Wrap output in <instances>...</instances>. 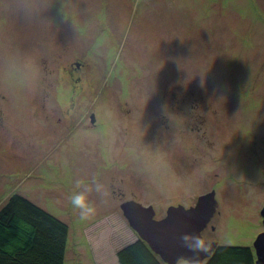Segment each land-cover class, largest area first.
I'll return each instance as SVG.
<instances>
[{"label": "rangeland", "instance_id": "374dc122", "mask_svg": "<svg viewBox=\"0 0 264 264\" xmlns=\"http://www.w3.org/2000/svg\"><path fill=\"white\" fill-rule=\"evenodd\" d=\"M213 190L205 240L254 247L264 0H0V205L18 191L65 220V264H119L125 200L161 219Z\"/></svg>", "mask_w": 264, "mask_h": 264}, {"label": "trees", "instance_id": "16d2710c", "mask_svg": "<svg viewBox=\"0 0 264 264\" xmlns=\"http://www.w3.org/2000/svg\"><path fill=\"white\" fill-rule=\"evenodd\" d=\"M69 224L18 191L0 205V264H65ZM119 264H167L140 236L117 253ZM251 246L217 245L203 264H257Z\"/></svg>", "mask_w": 264, "mask_h": 264}, {"label": "water", "instance_id": "95a60500", "mask_svg": "<svg viewBox=\"0 0 264 264\" xmlns=\"http://www.w3.org/2000/svg\"><path fill=\"white\" fill-rule=\"evenodd\" d=\"M216 191L201 195L196 204L186 207L183 204L171 205L165 217L156 218L153 205H143L136 200H127L121 208L129 224L138 232L140 238L147 241L151 248L161 256L167 264H177L186 260L190 264H203L211 256L218 242L209 243L203 236L216 213ZM264 223V207L261 210ZM184 234H197L202 238L204 251H190L181 241ZM256 263L264 264V231L254 242Z\"/></svg>", "mask_w": 264, "mask_h": 264}, {"label": "clouds", "instance_id": "9594fccd", "mask_svg": "<svg viewBox=\"0 0 264 264\" xmlns=\"http://www.w3.org/2000/svg\"><path fill=\"white\" fill-rule=\"evenodd\" d=\"M79 186L80 182H77V187ZM99 190L100 187L97 186V191ZM70 203L75 209L79 210V218L81 220H88L97 212V208L88 202L87 196L83 192L73 194L70 197ZM180 239L190 251L207 252V248L203 246L202 238L197 234H184Z\"/></svg>", "mask_w": 264, "mask_h": 264}, {"label": "flooded vegetation", "instance_id": "af4514ba", "mask_svg": "<svg viewBox=\"0 0 264 264\" xmlns=\"http://www.w3.org/2000/svg\"><path fill=\"white\" fill-rule=\"evenodd\" d=\"M71 74H74V71H71ZM75 91V89H74ZM75 107V104L73 106V108ZM72 108H70L69 110H71ZM181 108H178V110ZM88 115L90 116V120H91V124L89 125L90 127H95L97 126V122H96V113L95 112H88ZM127 200H135V199H127ZM125 200V201H127ZM137 201V200H136ZM139 202V201H138ZM173 205V204H172ZM175 205V204H174ZM171 206V205H170ZM264 224V223H263Z\"/></svg>", "mask_w": 264, "mask_h": 264}, {"label": "crops", "instance_id": "0c3cea01", "mask_svg": "<svg viewBox=\"0 0 264 264\" xmlns=\"http://www.w3.org/2000/svg\"><path fill=\"white\" fill-rule=\"evenodd\" d=\"M119 251V250H118ZM118 251H117V253H118ZM117 258H118V256H117ZM119 261V260H118Z\"/></svg>", "mask_w": 264, "mask_h": 264}]
</instances>
